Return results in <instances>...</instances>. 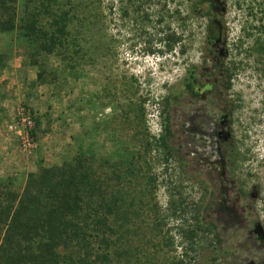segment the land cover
<instances>
[{"label": "rangeland", "instance_id": "obj_1", "mask_svg": "<svg viewBox=\"0 0 264 264\" xmlns=\"http://www.w3.org/2000/svg\"><path fill=\"white\" fill-rule=\"evenodd\" d=\"M42 1L16 0L17 24L40 10L48 26ZM54 1L70 12L65 49L37 52L19 28L0 32V190L22 192L31 172L81 151L101 169L133 153L141 212L126 241L133 264L153 254L264 264V0ZM168 25L183 35L185 53L149 54L148 39L161 47L158 29ZM232 61L239 67L227 89ZM190 69L195 94L186 88ZM163 111L169 160L156 142ZM197 224L193 240L182 237Z\"/></svg>", "mask_w": 264, "mask_h": 264}, {"label": "trees", "instance_id": "obj_2", "mask_svg": "<svg viewBox=\"0 0 264 264\" xmlns=\"http://www.w3.org/2000/svg\"><path fill=\"white\" fill-rule=\"evenodd\" d=\"M15 2L0 0V32L19 28L36 46L37 52L55 53L65 49L71 35L69 10L54 9V0H43L41 6L50 19L48 26L41 23L40 10L29 12L18 25ZM158 31L162 33L159 41L163 44L153 46L149 38L145 48L149 54L172 53L178 46L180 52L185 53L182 34L169 25ZM3 57L0 54V67ZM238 67L235 61L226 67L227 89L232 87ZM193 76L194 70L190 69L186 88L191 94H195L189 82ZM161 117V134L156 142L164 148L165 159L169 160L175 156L170 142V115L163 111ZM151 148L152 143L147 141L146 151ZM135 160L132 153L131 158L125 160V167L124 160L106 159L102 163L105 168L101 169L92 155L81 151L62 165L31 172L22 192L0 190V264H133L131 258L135 252L126 241L130 224L141 215L131 188L140 172ZM207 223L206 230L219 239L217 225L213 221ZM200 224L194 230L181 228L182 237L193 240L196 231L203 226ZM156 228L160 230V224ZM143 264L187 263L177 257L165 262L153 254Z\"/></svg>", "mask_w": 264, "mask_h": 264}, {"label": "built area", "instance_id": "obj_3", "mask_svg": "<svg viewBox=\"0 0 264 264\" xmlns=\"http://www.w3.org/2000/svg\"><path fill=\"white\" fill-rule=\"evenodd\" d=\"M21 119H22V118H21ZM25 120H26V119H25ZM25 120H24V121H25Z\"/></svg>", "mask_w": 264, "mask_h": 264}]
</instances>
